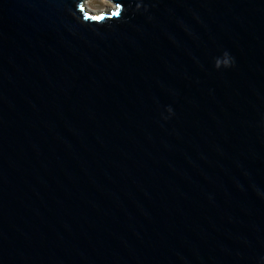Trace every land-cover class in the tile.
<instances>
[{"label":"water","instance_id":"95a60500","mask_svg":"<svg viewBox=\"0 0 264 264\" xmlns=\"http://www.w3.org/2000/svg\"><path fill=\"white\" fill-rule=\"evenodd\" d=\"M0 0V264H264V0Z\"/></svg>","mask_w":264,"mask_h":264},{"label":"rangeland","instance_id":"374dc122","mask_svg":"<svg viewBox=\"0 0 264 264\" xmlns=\"http://www.w3.org/2000/svg\"><path fill=\"white\" fill-rule=\"evenodd\" d=\"M85 1H86L85 3L88 6V8H90L93 12L94 11L103 12L107 10V8L111 4L109 0H85Z\"/></svg>","mask_w":264,"mask_h":264},{"label":"bare ground","instance_id":"6f19581e","mask_svg":"<svg viewBox=\"0 0 264 264\" xmlns=\"http://www.w3.org/2000/svg\"><path fill=\"white\" fill-rule=\"evenodd\" d=\"M86 1H84V6H85V8H88V6L86 5V3H85ZM89 9V8H88ZM92 11V10H91ZM95 12V11H94ZM96 12H99V11H96ZM95 12V13H96Z\"/></svg>","mask_w":264,"mask_h":264}]
</instances>
